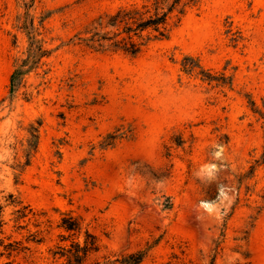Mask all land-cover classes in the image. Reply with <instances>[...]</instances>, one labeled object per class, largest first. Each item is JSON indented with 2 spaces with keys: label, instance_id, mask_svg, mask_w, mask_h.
<instances>
[{
  "label": "rangeland",
  "instance_id": "374dc122",
  "mask_svg": "<svg viewBox=\"0 0 264 264\" xmlns=\"http://www.w3.org/2000/svg\"><path fill=\"white\" fill-rule=\"evenodd\" d=\"M147 1L0 0V264L62 263L69 217L87 264H264V0H196L135 57L85 41Z\"/></svg>",
  "mask_w": 264,
  "mask_h": 264
},
{
  "label": "trees",
  "instance_id": "16d2710c",
  "mask_svg": "<svg viewBox=\"0 0 264 264\" xmlns=\"http://www.w3.org/2000/svg\"><path fill=\"white\" fill-rule=\"evenodd\" d=\"M195 2L196 0H148L142 7L120 9L115 14L101 16L95 23V28L89 32L90 37L85 41L97 50L122 51L135 57L150 41L152 33L157 34L155 38H166L170 30L169 22L173 16L177 14L180 20L186 8ZM27 32L29 35L27 57L12 76L13 87H16L21 77L30 72L46 55L39 34L30 28ZM63 228L76 235V239L70 245L57 246L53 252L54 256L63 259L60 264H87L90 256L99 250L97 237L90 230L82 227L79 218H64ZM63 240L67 238L63 237ZM146 256L147 252L141 250L125 254L113 261H99L94 264H142Z\"/></svg>",
  "mask_w": 264,
  "mask_h": 264
}]
</instances>
